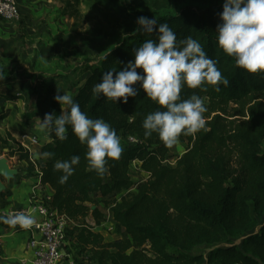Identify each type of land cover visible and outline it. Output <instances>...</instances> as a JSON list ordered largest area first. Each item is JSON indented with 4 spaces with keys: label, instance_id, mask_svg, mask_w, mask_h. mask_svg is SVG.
I'll return each instance as SVG.
<instances>
[{
    "label": "trees",
    "instance_id": "1",
    "mask_svg": "<svg viewBox=\"0 0 264 264\" xmlns=\"http://www.w3.org/2000/svg\"><path fill=\"white\" fill-rule=\"evenodd\" d=\"M94 1L106 19L114 23L125 20L126 32L120 42L99 61L87 62L84 76L71 85L64 86L53 77L43 83V90L32 85L23 91L28 76L0 66L4 77L0 79V97L14 101L15 93L25 92L27 118L42 120L46 113H61L54 96L72 93L87 116L102 118L116 130L123 147L120 158H109L104 175H98L87 162V146L79 142L70 126L64 141L51 134V141L42 144L36 159L15 138L0 131V156L25 162L17 167L18 180L40 175L42 185L51 187L46 205L68 220L67 253L77 264H264V73L247 72L219 49L215 32L224 0ZM179 3L184 4L167 10ZM66 4L71 8L66 14L74 16L79 1L67 0ZM153 6L161 11H152ZM140 16L168 23L178 39L191 35L199 40L229 81L227 86L220 85L219 92L211 85L206 92L188 87L182 90L185 99L193 92L204 99L206 130L180 137L178 143L185 151L172 166L166 159L178 143L169 148L156 133L144 136L143 119L163 109L139 84L135 85L137 96L129 97L127 103L116 104L92 91L104 72L122 70L134 60V49L156 39L155 33L136 31ZM89 34H104V30L93 28ZM6 117L7 112L0 108V121ZM130 136L137 142L128 143ZM44 152L54 155L44 157ZM73 155L80 161L73 175L61 184L62 172L54 170V163ZM134 161L147 178L134 180ZM6 195V189L0 191V198ZM103 208L109 210L119 235L112 241L95 229L106 217ZM90 215L94 225L87 220ZM0 226L23 229L2 222ZM201 245L207 248L195 253Z\"/></svg>",
    "mask_w": 264,
    "mask_h": 264
},
{
    "label": "clouds",
    "instance_id": "2",
    "mask_svg": "<svg viewBox=\"0 0 264 264\" xmlns=\"http://www.w3.org/2000/svg\"><path fill=\"white\" fill-rule=\"evenodd\" d=\"M220 19L215 32L219 49L234 57L236 65L247 72L264 73V0H224ZM137 23L140 25L137 32L155 33L156 39H148L134 49V60L122 70L104 72L101 82L95 83L92 91L116 104L127 103L129 97L137 96L135 85L139 84L146 96L163 109L150 112L143 119L144 136L147 138L156 133L164 145L171 148L182 135L194 136L206 130L204 99L196 92L185 99L182 90L188 87L206 92L207 86L211 85L219 92L220 85L227 86L229 81L222 76L217 61L207 55L199 40L191 35L178 39L168 23H158L155 18L140 16ZM0 79L4 77L0 75ZM54 99L60 103L62 111L58 116L46 113L40 119L39 130L64 141L70 126L79 142L87 146L90 168L103 176L109 158L118 160L123 152L116 130L102 118L87 116L72 95L63 92ZM65 106L67 111L63 110ZM42 155L50 157L54 153ZM79 161L80 157L73 155L68 160L54 163V170L62 172L61 184L73 175ZM0 222L30 229L36 218L18 211L0 214Z\"/></svg>",
    "mask_w": 264,
    "mask_h": 264
},
{
    "label": "rangeland",
    "instance_id": "3",
    "mask_svg": "<svg viewBox=\"0 0 264 264\" xmlns=\"http://www.w3.org/2000/svg\"><path fill=\"white\" fill-rule=\"evenodd\" d=\"M78 1L74 16L65 12L71 11L66 4L67 0H21V17L18 20L9 21L0 17V66L13 68L28 76L23 91L29 90L32 85L43 90V83L54 78L64 86L71 85L84 76L82 69L87 62L99 61L108 49L120 42L126 32L125 20L120 18L114 23L106 19L103 10L94 0ZM183 4L179 3L175 7L172 4L167 10L171 11ZM151 10L156 13L161 11L155 6ZM93 28H102L104 34H89ZM17 94L15 93L17 99L11 101L9 108L24 126L25 120L34 121L27 118L25 92H21V96ZM0 99L3 101L1 97ZM0 108H4L1 103ZM30 129L26 134L34 135ZM23 141L29 145L30 149L24 148L30 152L33 145L28 139L23 138ZM184 151L185 146L178 143L167 157L166 164L174 165L177 157ZM131 170L135 181L147 178L148 174L140 168L138 161L132 163ZM103 211L106 217L97 226V231L107 241L115 240L116 228L110 212L105 208ZM206 248L201 245L194 252H204Z\"/></svg>",
    "mask_w": 264,
    "mask_h": 264
},
{
    "label": "crops",
    "instance_id": "4",
    "mask_svg": "<svg viewBox=\"0 0 264 264\" xmlns=\"http://www.w3.org/2000/svg\"><path fill=\"white\" fill-rule=\"evenodd\" d=\"M21 0L18 1L17 5L22 10ZM21 93V92H20ZM70 94V92L68 93ZM0 99L1 106L5 108L7 112V117L0 121V131L5 135H10L15 138L19 143L23 141V135L26 134L28 129L33 131V134L38 136L40 142L31 147V157L36 159L40 156L41 146L44 142L51 141V136L39 130L40 120L37 118H32L34 122L25 120V125L14 117L9 106L11 100ZM12 114V115H11ZM20 121V122H19ZM29 131V132H31ZM32 133V132H31ZM9 159L10 166L17 168L19 165H24L25 162L19 161L17 157H8L6 154L1 155ZM0 156V157H1ZM148 177V175H147ZM5 179V178H3ZM6 185L7 195L5 199L0 198V205L2 208L11 209L19 208L28 205L30 198L35 190L38 192L39 197L52 195V189L49 185H42L40 175L27 176L24 179L18 180L14 178L10 183L5 179L3 180ZM33 216L36 221L41 220V216L37 212H33ZM88 222L92 225L95 224V219L92 215L87 218ZM93 223H92V221ZM97 230V227L95 228ZM38 232L34 228L30 229H17V228H7L4 229L0 226V263L2 264H31L32 253L28 247L29 240ZM119 237L117 234L116 239ZM61 264H77L74 262L71 255H67Z\"/></svg>",
    "mask_w": 264,
    "mask_h": 264
},
{
    "label": "built area",
    "instance_id": "5",
    "mask_svg": "<svg viewBox=\"0 0 264 264\" xmlns=\"http://www.w3.org/2000/svg\"><path fill=\"white\" fill-rule=\"evenodd\" d=\"M19 0H0V17L5 20H18L21 17L18 8ZM21 96V93L17 94ZM24 139H28L32 145L38 144L40 139L36 135L24 134ZM36 141L33 143V141ZM128 143L137 142L135 137H128ZM22 146L30 149L29 145L21 142ZM137 162V161H134ZM50 196L39 197L35 190L30 198L28 205L19 208L5 209L0 205V214L6 215L18 211H24L33 215L37 212L41 216V220L36 221L32 226L38 234L33 236L28 243L31 250V264H61L62 260L68 255L66 245L68 238L66 236V226L68 220L65 216L59 215L55 211L49 210L46 203L50 200Z\"/></svg>",
    "mask_w": 264,
    "mask_h": 264
},
{
    "label": "water",
    "instance_id": "6",
    "mask_svg": "<svg viewBox=\"0 0 264 264\" xmlns=\"http://www.w3.org/2000/svg\"><path fill=\"white\" fill-rule=\"evenodd\" d=\"M7 151V149H5ZM19 173V170L10 166L9 159L6 157H0V191L6 189L2 178L4 177L8 183H10Z\"/></svg>",
    "mask_w": 264,
    "mask_h": 264
}]
</instances>
